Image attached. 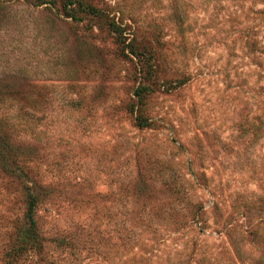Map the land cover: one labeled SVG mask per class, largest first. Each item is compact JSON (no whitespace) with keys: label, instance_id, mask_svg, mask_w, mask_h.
<instances>
[{"label":"rangeland","instance_id":"rangeland-1","mask_svg":"<svg viewBox=\"0 0 264 264\" xmlns=\"http://www.w3.org/2000/svg\"><path fill=\"white\" fill-rule=\"evenodd\" d=\"M66 1L0 0V250L31 185L43 264H264V0Z\"/></svg>","mask_w":264,"mask_h":264},{"label":"trees","instance_id":"trees-1","mask_svg":"<svg viewBox=\"0 0 264 264\" xmlns=\"http://www.w3.org/2000/svg\"><path fill=\"white\" fill-rule=\"evenodd\" d=\"M73 4L71 0H67L64 3L65 13L73 21H78L79 17L75 13ZM77 4L82 12L92 15L102 14L101 9L79 2ZM108 26L117 36L122 34L120 26L114 21H109ZM129 51L132 52V49L129 48ZM146 91H149L147 85H138L133 91V95L136 97L135 102L131 103L128 107L129 112L134 113L135 124L138 127H144L149 124V122L140 117L138 113L140 101L143 93ZM10 164L11 163H7L5 160L1 161V167L7 171L15 172L16 170L18 177H20L18 172L21 176L33 177L34 179H32V182L37 188L42 189L45 187L35 179L34 167L30 165L26 159L16 160L12 163L14 166ZM24 188L26 199L25 207L22 211L20 220L17 219L14 223L13 232L1 245L0 256L2 258V264H43L48 248L47 245H45V241H48L47 239H49V241H55L54 247L56 249L59 248L62 250L66 246L77 249V246L74 244L77 240L76 237H78L76 230L69 233L70 236L67 239L65 236L60 238H56V236H51V238L47 237V232L39 226L35 215V209L39 201L37 195L31 190V185H25ZM45 196L44 199L47 200L54 198V195L49 192H46Z\"/></svg>","mask_w":264,"mask_h":264}]
</instances>
